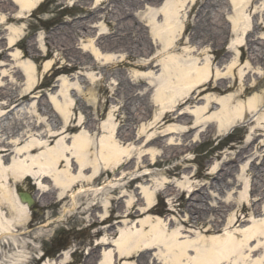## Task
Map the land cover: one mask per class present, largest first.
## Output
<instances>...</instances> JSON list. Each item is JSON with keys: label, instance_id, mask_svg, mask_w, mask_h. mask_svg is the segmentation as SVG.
<instances>
[{"label": "bare ground", "instance_id": "6f19581e", "mask_svg": "<svg viewBox=\"0 0 264 264\" xmlns=\"http://www.w3.org/2000/svg\"><path fill=\"white\" fill-rule=\"evenodd\" d=\"M54 1L60 0L52 2ZM150 1L154 2V0H145L146 3ZM251 1L256 2V0H227L226 7L229 12L233 11L235 14L231 17L233 24L231 30L236 36L227 52H224L223 46L226 38L224 39L222 32L218 30L216 32L218 47L212 46L213 49L203 51L198 47H188L184 48L185 51L183 49L182 55L177 53L178 46L183 44L182 34L186 35L189 30L192 38H199V34L195 31L198 27L197 22L190 25L193 33L188 27L184 31V20L180 10L186 4L182 5L181 0H165L160 9L149 13L146 18L148 26L145 33L149 41L148 46L146 43L141 46L138 44V38L134 36L136 30L132 26L134 19L125 21L126 13L124 18L120 19V27H116L117 31L120 28V33L113 32L105 36L106 39H101L100 46L105 51L112 48H123L129 51L127 60L131 61L130 65L134 69L131 76L134 84L147 85L150 93L156 90L155 106H158L160 111L154 121L157 123L161 119H167L177 124L187 115L186 113L178 114L180 107L196 104L204 94H210V92L224 94L234 87L232 73L234 67L238 65L237 59L227 66L226 75L221 77L219 67L216 66L218 58L216 56L211 58L208 53H223L219 58L221 66L226 62L225 59L230 60L232 53L240 52L239 48L243 46L241 41L246 35V6L250 5ZM8 2L6 7L10 10V14L0 13V27L10 22L16 25L23 22L44 0H8ZM104 2L105 0H95V5L98 7ZM62 4L60 2L59 6ZM109 4L110 2L104 4L105 10L111 7ZM188 4L191 5L192 13L196 0H189ZM1 9H5V6L0 4ZM201 12L200 10L198 15ZM186 15L188 17L187 13ZM79 24L84 25L82 22L77 23ZM10 30L12 35L8 39L0 36V57L5 52L3 43L5 47L11 48L18 46L21 40L20 28L13 26ZM69 30L58 28L52 34L53 41H58L60 38L62 42L58 47H62L61 50H64V53L59 56L63 60L68 58L67 61L70 63L58 69L57 72L63 75L76 73L75 70L79 65H86L83 57L74 52L72 42L74 32ZM142 33L141 27L138 37ZM249 36L252 35L248 32ZM205 41L201 40L202 44ZM248 43H252L249 52L252 60L256 63L261 62L264 47H255L252 41ZM185 44H192V40ZM155 46L157 50L161 47L167 57L162 60H157L156 57L150 58L147 53L150 49L153 51ZM137 50H140L139 56L147 58L145 61H138ZM54 51L55 49L49 45L48 54ZM64 54L70 57H65ZM205 54L206 57L202 60L201 56ZM94 55L96 60L93 61L92 66L95 68L98 65L109 72L123 66V63H110L111 58L101 59L102 55L100 56L97 51H94ZM20 56L19 52L15 54V58ZM21 66L29 80L26 89L0 94V98L7 99L4 104H0L2 105L0 118L5 115H16L20 118L11 121L7 118V121L0 120V123L4 125L18 123L21 127L13 126L11 129L4 130L0 127V250L10 247L13 252L11 255L1 253L0 264H26L31 259L24 250L27 241L20 236L24 233L21 228L23 229L28 223L30 214L15 193V187H19V184L26 180H33L37 187L36 196H43L39 197L41 204L52 202L55 197L62 200L69 195L71 209L74 211L78 206L83 215L95 208L102 211L99 219L93 213L86 219V222H94L93 217H95L97 222L103 221L104 227L100 229L102 238L98 245L102 250L97 258L98 264H264V219H257L264 217V193H260L259 182L253 183L250 198L246 192L241 202H225L221 203L223 206L218 205L212 208V211L217 212L228 211L227 216L217 215L215 212L205 216L206 206L201 205L202 198L196 196L197 190L192 189V185L187 182V186L182 187L185 188L186 193L190 194L186 199L187 203L194 200L200 203V208L191 205L193 215L183 216V219L173 213L165 215L166 211L154 206L157 197L163 196L170 200L172 207L170 212H173L172 198L181 190H176L175 183L165 178L149 179L152 173L148 168L156 166L158 161L154 157L149 159L147 153L139 152V159L147 156V161L142 165L140 162L135 164L132 155L137 153L136 146H133V143L126 145L115 137L116 127L112 122L114 112H111L105 122L100 120V123H96L95 120L90 122L83 113L74 114L75 100L71 94H68L70 86L64 83L63 89H66V92L62 91L58 96H50L49 100L46 102L43 100L41 104L46 109L51 108L52 112L49 113L53 114L54 118L59 117L60 123L56 126L54 119L48 117V113L35 111L40 103L30 102L38 99L36 93L39 91L35 87L37 78L34 66L23 64ZM51 68L52 63L47 62L44 73L49 72ZM213 69L216 71L214 82L212 81ZM81 76L85 77V75ZM86 77L92 78L90 84H94L93 73L86 74ZM42 99H44L43 96ZM230 102L231 98L223 102L222 112L213 117L216 119V130L219 135L228 132L238 122L246 128V118H248L246 108L241 104H238L237 108L232 107ZM4 110L6 113L3 112ZM204 112H210V108H205L198 116ZM96 113L99 115V111ZM198 123L200 122L195 123V126H199ZM156 125H150V130ZM203 125L206 126L207 122ZM209 127L214 126L210 124ZM169 131L183 134L185 137L191 133L192 128L185 132L177 128H169ZM124 136L127 139V135ZM161 138L153 139L149 136L145 148ZM183 147L184 145L181 146ZM176 148L180 146L176 145ZM169 151L172 152L173 157H178L173 147ZM244 155L246 153L241 151L238 154L239 159ZM171 159L172 157L169 160ZM140 168H146L143 174H137ZM229 171L232 172L230 168ZM108 173L112 176L111 179L103 181L101 186L94 185ZM225 175L223 174V179ZM261 178L263 176L259 174L258 180ZM124 180H126L125 185L121 183ZM135 183L140 184L134 188ZM115 192L122 195L120 198L126 199L123 202L125 203L123 209L113 216L117 223L111 221L112 216L108 218L113 204L109 194ZM117 199L114 198V200ZM207 218H209L208 221H206ZM198 221L204 222L198 224ZM151 250L153 254L150 253ZM44 264L57 263L45 262ZM59 264H68V256L66 255Z\"/></svg>", "mask_w": 264, "mask_h": 264}, {"label": "rangeland", "instance_id": "374dc122", "mask_svg": "<svg viewBox=\"0 0 264 264\" xmlns=\"http://www.w3.org/2000/svg\"><path fill=\"white\" fill-rule=\"evenodd\" d=\"M52 1L44 0L23 22L17 25L10 22V24L0 27V36H4L6 39L12 35L11 27L20 28L22 31L18 46L8 48L3 43L5 52L0 57V94H8L20 89L25 90L29 80L21 65H33L37 78L35 87L39 91L36 93L38 94L36 96L38 99L30 102L40 103L38 108H35V111L48 113V117L54 119V125H59V117L54 118V115L49 113L52 112L51 108L46 109L41 104L43 100H45L44 102L49 100L50 96H58L62 91L66 92L67 90L63 89L64 83L70 86L68 94H71L75 100L76 108L73 110L74 114L79 115L82 112L83 115L90 119V122L95 120L98 123L100 120L105 122L111 112H114L112 122L116 127L115 137L122 143L125 142L126 145L133 143V146H136L137 153L132 155L135 159V164L137 165L140 162L142 165L147 161V156L149 159L154 157L158 163L156 166L148 168L152 173L149 179L161 180L165 178L169 182L175 183L174 187H177L175 188L176 190H181L172 198L174 200L173 212H170L172 209L170 200L163 196L157 197L155 201L157 205L155 207L166 211L165 215L173 213L183 219V216L193 215L191 205L196 208H200L202 205L206 206L205 216L211 215L213 212L217 215L227 216L229 215L228 211L217 212L212 211V208L225 202H241V198L246 196V192H248L247 196L250 198L253 185L257 182L260 183V193H264V55L261 62H254L251 53H249L252 43H248L252 41L255 47H264V0L251 1L250 5L246 6V35L241 41L243 46L239 48V53H232L230 60L227 61L225 59L226 62L222 63L221 66L219 65V58L223 53H208L211 58L215 56L218 58L216 66L217 68L219 67L221 77L226 75L227 66L237 59L238 65L234 67L232 73L234 87L224 94L216 92L204 94L196 104H187L180 107L178 114L186 113L188 116L186 115L177 124L171 123L167 119H161L157 123L154 121L155 116L160 111V108L155 106L156 90L154 89L150 93V88H147V85L137 86L134 84L131 78L134 69L130 65L131 61L127 60L129 51H125L123 48H112L105 51L100 46L101 39L105 40V36L113 34V32L114 34L120 33V28L117 31L116 27H120V19L124 18V13L127 14L125 21L134 19L132 26L136 30L134 36L138 38V44L141 46L146 43L148 46L149 41L145 34L148 26L146 18L150 12L160 9L161 4L165 0H154V2L150 1L148 3L145 0H105L104 4L110 2L109 6H111L106 10L104 9L106 7L104 4L97 7L95 0ZM181 1H183L182 5L186 4L180 10V15L184 20V31L186 27L189 29L191 28L190 25H194L197 22L198 27L195 31L199 34V38H192L189 30L186 35L182 34L181 39L184 38L182 40L183 44L178 46L177 53L182 55L183 49L188 47H198L201 51L218 47V36L216 34L218 30L222 32L223 38H226L223 46L224 52H227L230 43L236 38L235 33L231 30L233 25L231 17H234L235 14L233 11L232 13L231 11L229 12L228 7H226L227 0H196V6L192 13L190 12L191 5L188 4L189 0ZM60 2L63 3L61 6H59ZM0 4L3 7L5 6V9H1L0 13L10 14V10L6 7V4H9L8 0H0ZM132 6L134 7L132 8ZM200 10L202 12L198 15ZM217 12H220V14H216ZM129 14H132V16ZM79 22L84 25H77ZM141 27L143 33L138 37ZM58 28H67L68 30L70 29V32H74V35L72 34L74 52L82 56L86 62V65H79L75 70L76 73L70 75H63L57 72L63 65H70L67 61L68 58L63 60L59 56L64 53V50H61L62 47H58L62 43L60 38L58 41L52 40V34ZM5 29H7L6 32ZM191 32L193 33L192 28ZM248 32L252 36L248 37ZM187 40H192V44H185L188 42ZM201 40L206 41L202 44ZM49 45L55 49L50 54H48ZM94 51H97L100 56L102 55L101 59L105 57L111 58L110 63H123V66L114 68L109 72L101 69L98 65L95 68L92 66L93 61L96 60ZM137 51L138 61H145L147 58L139 56L140 50ZM18 52L21 56L15 58V54ZM164 54L165 52L162 51L161 47L157 50L156 46L153 51L150 49L147 53L150 58L156 57L157 60L166 58L167 56ZM65 57L70 56L65 55ZM205 57L206 54L202 55L201 59L204 60ZM47 62L52 63V68L49 72L44 73V66ZM88 73H93L94 84H90L92 78L86 77ZM96 73L98 75H95ZM81 75H85V77ZM212 75L214 76L212 80L214 82L216 75L214 69ZM241 76L242 79H240ZM240 92L242 93L239 95ZM42 96L44 99H42ZM229 98H231L229 104L232 107L237 108V105L241 104L246 108L245 111L248 116L246 118V128L238 122L228 132L219 135L216 130V119L213 117L215 114L220 115L222 103H225ZM209 99L212 100L209 101ZM6 101V98H0V104H4ZM102 105L103 107H101ZM207 107L210 108V112H204L198 116ZM97 111H99V115L96 113ZM251 113L253 115H250ZM7 118L10 121L20 119L16 115H5L0 120L1 122L7 121ZM196 121L200 122L198 123L199 126H195ZM206 122L207 125L204 126L203 124ZM209 123L215 127L216 131H213L214 127H209ZM152 124L154 126L157 125L150 130L151 127L149 126ZM13 126L21 128L18 123H10L9 125L0 123L2 130L11 129ZM169 128H177L183 132L192 128V131L184 137L183 134L170 132ZM124 135H127V139L124 138ZM149 136L153 139L162 138L158 141H153V144L145 148V145H147L146 140ZM176 145H179L180 148H176ZM183 145L184 147L181 148ZM172 147L175 153H178V157H173L172 152L169 151ZM241 151L245 152L246 155L239 159L238 154ZM139 152H144V154L147 153L148 155L139 159ZM171 157L172 159L169 160ZM229 168L232 172L229 171ZM129 170L131 171V169ZM145 170L146 168H140V172L137 174H143ZM222 173L224 175L225 173L227 174L224 179L222 178ZM259 174L263 178L258 180ZM111 178L112 176L109 173L105 174L94 185L101 186L103 181L105 182L106 179L109 180ZM187 182L192 185V189L197 190L196 196L202 198L201 205L194 200L189 204L187 203L186 199L189 198L190 194L185 192V188H182L187 186ZM121 183L125 185L126 180ZM225 183H228V185H225ZM139 184L135 183L133 187L136 188ZM19 186L30 193H33L36 189L31 180L24 181ZM109 196L113 200L109 213L113 220L117 221L113 216H115L116 212L123 209L125 204L123 202L126 199L120 198L122 195L118 192L110 193ZM114 198L118 199L114 200ZM56 205L57 208H55L60 213V216L63 215L62 208L67 209V215L65 214L66 217L64 219H68V216L72 214L68 210V201ZM70 217L72 219V216ZM257 219L263 220L264 217ZM74 220L75 226L84 227L80 219L75 218ZM208 220L209 218L206 221ZM201 222L204 221H198V224ZM100 227L102 228L104 225L102 224ZM1 253L4 252L1 251ZM11 253L8 252L7 254L11 255ZM150 253L153 254V250ZM146 256L148 257L149 253ZM33 259L32 257L26 264H34L35 260L33 262Z\"/></svg>", "mask_w": 264, "mask_h": 264}, {"label": "flooded vegetation", "instance_id": "af4514ba", "mask_svg": "<svg viewBox=\"0 0 264 264\" xmlns=\"http://www.w3.org/2000/svg\"><path fill=\"white\" fill-rule=\"evenodd\" d=\"M56 204L60 203L54 198L52 202L34 205L29 210L31 220L22 230V238L27 241L25 252L34 258V264H58L66 255L68 264H98L97 258L102 250L98 246L100 235L91 234L97 233L98 227L85 222L87 216L82 211L77 212V216H72L76 212L72 213V219L70 216L64 219L67 209L62 208L63 215L60 216ZM75 218L81 220L83 228L74 225Z\"/></svg>", "mask_w": 264, "mask_h": 264}, {"label": "water", "instance_id": "95a60500", "mask_svg": "<svg viewBox=\"0 0 264 264\" xmlns=\"http://www.w3.org/2000/svg\"><path fill=\"white\" fill-rule=\"evenodd\" d=\"M22 202H27L28 204H32V200L30 198H25L23 195H20Z\"/></svg>", "mask_w": 264, "mask_h": 264}]
</instances>
